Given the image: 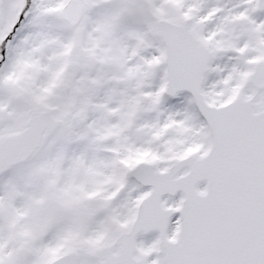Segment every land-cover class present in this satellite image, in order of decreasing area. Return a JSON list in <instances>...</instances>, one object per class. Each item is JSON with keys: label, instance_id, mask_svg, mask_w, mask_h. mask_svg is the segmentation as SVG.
Returning <instances> with one entry per match:
<instances>
[{"label": "snow or ice", "instance_id": "obj_1", "mask_svg": "<svg viewBox=\"0 0 264 264\" xmlns=\"http://www.w3.org/2000/svg\"><path fill=\"white\" fill-rule=\"evenodd\" d=\"M0 264H264V0H0Z\"/></svg>", "mask_w": 264, "mask_h": 264}]
</instances>
